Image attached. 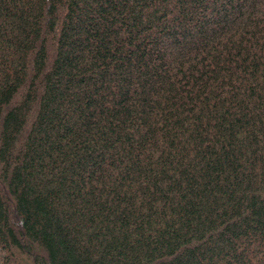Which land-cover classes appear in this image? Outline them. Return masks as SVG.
I'll use <instances>...</instances> for the list:
<instances>
[{"label": "trees", "instance_id": "16d2710c", "mask_svg": "<svg viewBox=\"0 0 264 264\" xmlns=\"http://www.w3.org/2000/svg\"><path fill=\"white\" fill-rule=\"evenodd\" d=\"M0 264H264V0H0Z\"/></svg>", "mask_w": 264, "mask_h": 264}]
</instances>
